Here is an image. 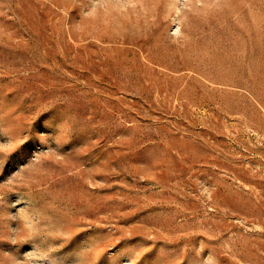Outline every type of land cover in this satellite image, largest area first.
I'll use <instances>...</instances> for the list:
<instances>
[{
    "label": "rangeland",
    "instance_id": "obj_1",
    "mask_svg": "<svg viewBox=\"0 0 264 264\" xmlns=\"http://www.w3.org/2000/svg\"><path fill=\"white\" fill-rule=\"evenodd\" d=\"M0 264H264V0H0Z\"/></svg>",
    "mask_w": 264,
    "mask_h": 264
}]
</instances>
